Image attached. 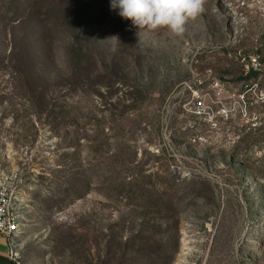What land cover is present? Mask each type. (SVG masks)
<instances>
[{
  "label": "rangeland",
  "instance_id": "obj_1",
  "mask_svg": "<svg viewBox=\"0 0 264 264\" xmlns=\"http://www.w3.org/2000/svg\"><path fill=\"white\" fill-rule=\"evenodd\" d=\"M183 36L111 0H0V185L22 264H264V0Z\"/></svg>",
  "mask_w": 264,
  "mask_h": 264
},
{
  "label": "clouds",
  "instance_id": "obj_2",
  "mask_svg": "<svg viewBox=\"0 0 264 264\" xmlns=\"http://www.w3.org/2000/svg\"><path fill=\"white\" fill-rule=\"evenodd\" d=\"M205 0H111V8L131 20L139 29L166 28L174 36H183L185 25L204 11Z\"/></svg>",
  "mask_w": 264,
  "mask_h": 264
},
{
  "label": "built area",
  "instance_id": "obj_3",
  "mask_svg": "<svg viewBox=\"0 0 264 264\" xmlns=\"http://www.w3.org/2000/svg\"><path fill=\"white\" fill-rule=\"evenodd\" d=\"M256 77L252 83L241 93L244 97L250 93L255 102L264 104V67L256 70ZM0 234L4 235L7 239L9 247V258L14 264H22L17 239L20 234L19 231V218L13 212L11 204L10 191L0 185Z\"/></svg>",
  "mask_w": 264,
  "mask_h": 264
},
{
  "label": "crops",
  "instance_id": "obj_4",
  "mask_svg": "<svg viewBox=\"0 0 264 264\" xmlns=\"http://www.w3.org/2000/svg\"><path fill=\"white\" fill-rule=\"evenodd\" d=\"M0 264H14L9 258L7 239L2 234H0Z\"/></svg>",
  "mask_w": 264,
  "mask_h": 264
},
{
  "label": "trees",
  "instance_id": "obj_5",
  "mask_svg": "<svg viewBox=\"0 0 264 264\" xmlns=\"http://www.w3.org/2000/svg\"><path fill=\"white\" fill-rule=\"evenodd\" d=\"M256 71H254V70H250L249 71V74H248V77H251V76H253L254 78L256 77Z\"/></svg>",
  "mask_w": 264,
  "mask_h": 264
}]
</instances>
